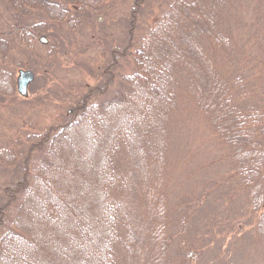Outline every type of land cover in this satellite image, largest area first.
<instances>
[{"label": "trees", "instance_id": "1", "mask_svg": "<svg viewBox=\"0 0 264 264\" xmlns=\"http://www.w3.org/2000/svg\"><path fill=\"white\" fill-rule=\"evenodd\" d=\"M98 1L0 0L7 25L0 29V105L29 111L37 101L49 100L45 93L36 102L18 95L14 67L25 62L11 61L10 53L17 45L20 51L31 49L44 33L51 38L46 71H54L62 55L76 53L72 38L85 18L105 11ZM146 3L133 0L124 44L100 48L103 57L111 53L100 89L66 83L58 105L66 109H58L53 123L36 128L22 121L10 127L13 144L2 143L0 161L21 176L0 199V264H196L220 220L211 217L207 232L196 234L189 228L197 212L194 196L168 207L167 128L183 95L226 145L222 158L240 182L230 189L248 194L255 233L264 245V105L254 102V88L231 66L242 54L239 39L225 27L235 0H168L136 35L138 11ZM120 59L130 70L114 75ZM119 74L115 95L108 99L103 90ZM74 131L92 139L100 153L98 173L87 184L97 193L99 208L86 207L55 176L61 170L57 159H63L64 149H73ZM80 151L77 157H89L84 146ZM35 223L37 228L42 223L41 232Z\"/></svg>", "mask_w": 264, "mask_h": 264}, {"label": "rangeland", "instance_id": "2", "mask_svg": "<svg viewBox=\"0 0 264 264\" xmlns=\"http://www.w3.org/2000/svg\"><path fill=\"white\" fill-rule=\"evenodd\" d=\"M100 1L98 2L102 3L101 5L104 4L105 11L94 17L85 18L87 20L80 24V28L76 30V35L72 38L77 45L73 50L76 53L66 57L62 55L61 66L53 68L54 71H46V54L51 38L44 33L37 38L35 46L31 49L20 51L17 45V48L10 53L11 61L25 62L23 66L14 67L16 90L18 91L16 84L19 70L30 68L28 65H32L36 71V78L34 82L32 81L33 83H30L32 85L29 86L28 97L35 101L45 93L49 95V100L46 102L40 100V104L37 101V105H33L29 111L20 107L15 108L14 104L10 106L7 104L5 108L0 105V146L8 142L13 144L12 136L15 131L10 128L11 126L17 128L22 121H26L40 128L58 119L56 117L58 109L63 111L66 109L65 106L58 107L59 96L64 94L61 90L66 83L78 84L81 81L83 84L98 85L99 89L101 88L100 85L104 82L101 77L105 70L103 65L107 60L109 61L111 53L107 52L103 57L100 48L111 44H124L125 19L133 0ZM167 2L168 0H147L146 5L138 11L136 35H141L150 20L160 8L165 7L164 3ZM233 12L234 14L226 18L225 27L239 39L237 46L241 48L242 54L240 61L234 64L237 62L235 60L231 66H234L236 70L240 69L246 84L254 88L255 96L251 97L254 102L264 105V0H235ZM0 13L6 15L2 9ZM4 21V17L0 14V29L7 26H3ZM43 35L46 36L47 41L40 39ZM42 55H44L43 58ZM1 57L0 54V59ZM119 62L120 64L114 69V75L116 72L123 74L130 70L127 61L120 59ZM92 68L96 69L95 72L90 71ZM120 74L112 77L110 82L107 81L103 91L108 99H113L115 95ZM187 75L184 72L181 80L184 87L188 83ZM44 89L47 90L44 91ZM57 94L58 100L53 99L52 97ZM18 95L23 97L20 93ZM185 96L183 95L178 101V107L169 118L167 128L170 143L167 149L168 162L164 192L168 198V207L171 208L174 203L182 200L181 197L194 196L196 199L193 201L197 204L195 206L197 212L193 214L189 228L196 234L207 232L211 217L220 220L221 226L212 228V231H216L217 234L208 244V248L202 251L196 264H264V245L255 233L256 217L249 196L243 189L238 190L237 193L236 190L230 189L235 185L239 186L240 182L239 179L231 176L233 175L232 164L222 158L227 147L194 102ZM130 106H124L123 111H127ZM74 134L73 149H64L63 159H57L60 161L58 166L61 170L55 175L56 179L63 180V187L66 190L74 189L73 194L81 197L86 207L99 208V197L94 189H88L87 184L90 185L92 183L90 177L98 173L99 163H101L100 153L92 147V139H89L86 134L81 136L76 131ZM81 145L84 146V152L89 157L76 156V153L82 154ZM19 176H21L20 172L15 171L13 165L4 166L0 161V199L1 195L4 198V188L14 184ZM212 188L213 190L208 192ZM94 201L96 205H93ZM174 224L177 225L175 228H178V224ZM37 226L39 228L35 223L34 227L41 232L42 223H37ZM172 247L175 254L176 243Z\"/></svg>", "mask_w": 264, "mask_h": 264}, {"label": "water", "instance_id": "3", "mask_svg": "<svg viewBox=\"0 0 264 264\" xmlns=\"http://www.w3.org/2000/svg\"><path fill=\"white\" fill-rule=\"evenodd\" d=\"M40 39L42 41H47L46 36H41ZM35 79V72L30 68H21L19 70L18 76H17V89L18 93L21 95H28L29 94V83H31Z\"/></svg>", "mask_w": 264, "mask_h": 264}]
</instances>
